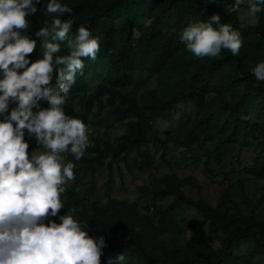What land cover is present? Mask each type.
I'll use <instances>...</instances> for the list:
<instances>
[{
	"label": "trees",
	"instance_id": "trees-1",
	"mask_svg": "<svg viewBox=\"0 0 264 264\" xmlns=\"http://www.w3.org/2000/svg\"><path fill=\"white\" fill-rule=\"evenodd\" d=\"M64 2L73 11L61 18L73 21V32L78 25L88 27L100 48L95 60L82 57L83 72L64 105L93 135L80 161L64 154L65 162L72 160L76 167L75 179L64 185L60 214L68 211L90 235L105 236L101 264H109L119 252L126 264H264V218L258 212L264 195L251 197L242 181L238 188L226 185L214 201L203 193L199 180L174 170L152 174L138 185L137 199L104 201L88 194L96 173L105 167L111 182L115 167L123 175L156 168L160 158L202 163L217 181L220 174L215 171L224 168L229 157L239 160L247 149L255 156L243 170L264 180V81L251 72L264 60V11L257 13L255 23L245 25L237 8L224 7L232 0ZM45 6L46 0H38L37 11L26 16L29 35L55 15L46 16ZM213 13L241 33L238 55L222 49L216 57H195L179 40L185 25ZM38 53L37 47L29 55L35 59ZM60 54H66V42ZM96 74L100 77L93 83ZM180 103L198 108L176 128L162 130L158 121L171 116ZM116 125L125 130L112 139L109 131ZM27 139L28 151L41 149ZM86 176L91 177L89 185L82 187ZM220 176L219 184L230 179L229 172ZM185 206L194 208L196 216L182 215ZM204 226L206 238L197 232Z\"/></svg>",
	"mask_w": 264,
	"mask_h": 264
},
{
	"label": "clouds",
	"instance_id": "clouds-1",
	"mask_svg": "<svg viewBox=\"0 0 264 264\" xmlns=\"http://www.w3.org/2000/svg\"><path fill=\"white\" fill-rule=\"evenodd\" d=\"M37 2L0 0V264H101L105 236L90 235L74 215L59 212L64 185L75 179L76 164L65 162L64 154L80 161L93 135L64 105L83 72L82 57L96 59L99 38L83 25L72 31L73 21L61 18L73 11L64 0H46L45 15H55L29 35L26 16L37 11ZM245 3L249 16L264 11V0H232L224 7ZM179 40L195 57H216L222 49L236 56L242 46L241 33L219 13L185 25ZM65 42L66 54H60ZM251 72L264 81V60ZM26 137L42 150L29 153ZM109 264H126L124 253Z\"/></svg>",
	"mask_w": 264,
	"mask_h": 264
},
{
	"label": "rangeland",
	"instance_id": "rangeland-1",
	"mask_svg": "<svg viewBox=\"0 0 264 264\" xmlns=\"http://www.w3.org/2000/svg\"><path fill=\"white\" fill-rule=\"evenodd\" d=\"M238 9L239 16L242 22L247 25L255 23L258 19V14L255 16H249L246 9L247 5L242 4ZM100 75H95L92 77L91 81L95 83L98 81ZM94 85V84H92ZM192 104V103H191ZM180 103L177 108L173 110V114L168 118H162L158 121L159 127L162 130L174 129L178 126L183 118L187 116L194 115L196 109L198 108L194 104ZM125 130L124 125H116L110 131L109 135L114 139L117 135L123 133ZM35 152H39L42 149H33ZM29 150V153L31 151ZM181 155L180 153L178 154ZM255 156V152L252 149H247L243 152V155L238 160V157H229L226 161L224 168H218L214 174H220L229 172L230 179L228 182L219 184L220 175H216L215 178L217 181H213L210 173L206 170L202 163H188L182 157H172L171 160L167 161L160 158V161L157 164L156 168L145 169V170H135L133 173L125 171L122 175L117 167L114 168L113 179L111 182H108L110 178V171L108 167L98 171L95 175V185L92 190L89 191V196L97 197L102 200H107L109 197H119V198H128V199H137L139 198L138 185L147 183L154 173L169 172L171 170L176 171L180 176H193L202 184L203 193L207 196L209 200H216L218 197L219 191L225 189L226 185H234L238 188L239 181H242L245 191L254 198H261L264 195V180L255 178L250 174L246 173L243 170L244 164H249L252 162ZM159 158V155L157 156ZM67 160V159H66ZM91 177L86 176L82 187H87L89 185ZM193 194H196V188H189ZM258 212L261 214V217L264 218V201L259 207ZM181 214L186 217L196 216L197 211L189 206H185L181 209ZM189 231L188 233H190ZM202 237H208V228L207 226L202 227L197 231ZM261 264V263H255Z\"/></svg>",
	"mask_w": 264,
	"mask_h": 264
}]
</instances>
